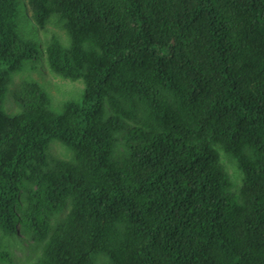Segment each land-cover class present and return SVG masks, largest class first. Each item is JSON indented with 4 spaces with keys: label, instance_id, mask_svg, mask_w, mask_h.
<instances>
[{
    "label": "trees",
    "instance_id": "trees-1",
    "mask_svg": "<svg viewBox=\"0 0 264 264\" xmlns=\"http://www.w3.org/2000/svg\"><path fill=\"white\" fill-rule=\"evenodd\" d=\"M20 2L0 0V233L41 247L24 264H264V0H22L85 93L59 114L31 83L10 116L41 53ZM53 140L74 159L50 167Z\"/></svg>",
    "mask_w": 264,
    "mask_h": 264
},
{
    "label": "rangeland",
    "instance_id": "rangeland-1",
    "mask_svg": "<svg viewBox=\"0 0 264 264\" xmlns=\"http://www.w3.org/2000/svg\"><path fill=\"white\" fill-rule=\"evenodd\" d=\"M18 23L22 37L37 44L39 47L38 50L42 55L40 53L35 60L26 62L24 70L13 77L5 98V111L10 116L22 115L23 107L21 98L25 88L31 83H37L49 96L52 109L56 113L62 114L64 105L67 102L81 101L85 93V83L83 80L74 81L71 79H64L50 71L45 58L46 41L50 38V32L39 30L34 27L31 20V10L28 5H23L22 0L18 12ZM50 29L59 35L64 46L68 45L69 39L63 29L56 26H51ZM105 110L106 114L110 115L107 103L105 105ZM74 156V153L63 146L58 140H53L51 142L48 150L50 167L54 168L58 161H72ZM222 160L236 185L233 193L235 192V195L240 194L243 178L242 172L238 169L236 163L228 160L224 156ZM233 193L231 196L236 198ZM69 206L70 204L67 202L63 209V211H66L53 220V230L65 219L69 211V209H67ZM22 238L23 236L19 234L5 237L0 233V252H9L11 259L17 264H24L35 260L41 254V247L39 245L37 246L31 241H24ZM0 264H4V262L0 260ZM98 264H110V262L102 255L99 257Z\"/></svg>",
    "mask_w": 264,
    "mask_h": 264
}]
</instances>
